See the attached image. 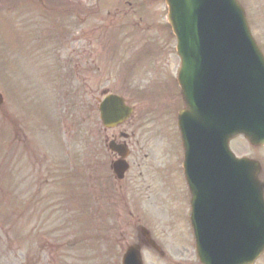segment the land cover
Listing matches in <instances>:
<instances>
[{
  "label": "rangeland",
  "instance_id": "374dc122",
  "mask_svg": "<svg viewBox=\"0 0 264 264\" xmlns=\"http://www.w3.org/2000/svg\"><path fill=\"white\" fill-rule=\"evenodd\" d=\"M18 1L0 0V40L3 37L5 46L12 41L6 50L13 52L5 75H12L11 84L0 79V93L7 100L0 110V128L5 133L0 135V264H120L126 246L138 241L140 225L149 229L165 252L162 258L143 249L144 264H193L183 222L188 209L181 150L179 144L168 141L170 127L161 122V102L169 100L162 87L169 85L161 76L166 72L158 66L170 63L174 67L178 61L164 0H128L131 5H122L127 0H82L81 6L67 4L69 0ZM238 1L264 54V0ZM65 6L77 16L64 12ZM130 8L142 22L114 17L116 9L131 14ZM147 51L157 65L149 63ZM145 52L146 57L137 62ZM103 90L123 97L136 109L124 125L133 132L132 169L117 186L109 175L105 147L110 130L104 131L96 109ZM159 126L166 129L165 136ZM164 146L165 201L153 190L163 173L157 174L155 163ZM230 148L259 161V177L264 179V146L251 147L236 137ZM85 159V173L95 175L88 184L79 175ZM49 162L54 169H48ZM142 171L153 188L147 213L134 207L140 206ZM115 187L122 192L114 191ZM130 188L136 193H130ZM46 190L53 198L38 199ZM34 192L39 193L34 199L38 210L47 204L52 207L51 225L45 220L48 206L38 222L36 212L31 206L28 209ZM111 201L116 204L114 213ZM17 204L24 207L19 212L14 208ZM89 207L98 208L99 215H91L92 221ZM50 230L54 259L48 262L46 253L51 250L42 244ZM255 264H264V254Z\"/></svg>",
  "mask_w": 264,
  "mask_h": 264
},
{
  "label": "water",
  "instance_id": "95a60500",
  "mask_svg": "<svg viewBox=\"0 0 264 264\" xmlns=\"http://www.w3.org/2000/svg\"><path fill=\"white\" fill-rule=\"evenodd\" d=\"M165 1L182 59L186 109L178 124L198 254L202 264H252L264 250L259 166L236 160L227 142L241 133L253 145L264 144V58L236 0ZM101 109L105 125L131 112L112 96ZM122 264H142L139 248L129 247Z\"/></svg>",
  "mask_w": 264,
  "mask_h": 264
},
{
  "label": "flooded vegetation",
  "instance_id": "af4514ba",
  "mask_svg": "<svg viewBox=\"0 0 264 264\" xmlns=\"http://www.w3.org/2000/svg\"><path fill=\"white\" fill-rule=\"evenodd\" d=\"M73 1L80 2L81 0H73ZM164 66L166 67L167 71L164 70L163 72H166V73H162L161 76H163V79L166 81V83H168L170 89L169 88L167 89L164 86L162 87V91L168 94L169 100L165 99L162 105L161 116H163V119L161 122H164L165 124H167L170 127L171 134L174 132L173 134L175 136L176 131H175L174 125L176 122V115H177V112L183 107V104H182V98H181V95H180V92H179V89L176 83V69H177L176 63L174 64V67H172L170 63H165ZM140 118H141V115H139V120ZM163 129L164 131H166L164 127ZM132 135H133V132L132 133L128 132L127 129L124 126H122V127L111 130L109 136L105 137V141L113 140L117 143H123L129 150V159H130L133 156V148H132V152H130V149H131L130 145H131L132 137H133ZM107 154H108L109 162H112L113 160L117 159V156L115 154L108 152V151H107ZM4 162L5 161L3 160L2 165H4ZM16 172H18L17 168L15 170V173ZM261 181H264V180H261ZM35 196H37V194H35L34 197ZM19 197L20 196L17 193L16 198H19ZM15 208L21 209V205L19 206L17 204ZM48 220L49 218L47 219V222ZM48 234H49L48 239L43 240L42 245H45L46 248H50L51 251H48V253H46L43 249H41V251L47 254V256L49 257V260L47 261L50 262L51 260L54 259V249H53L54 245H53V240L51 238L52 231L50 230ZM37 259L38 261H40L39 253L37 254Z\"/></svg>",
  "mask_w": 264,
  "mask_h": 264
}]
</instances>
